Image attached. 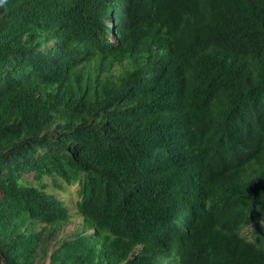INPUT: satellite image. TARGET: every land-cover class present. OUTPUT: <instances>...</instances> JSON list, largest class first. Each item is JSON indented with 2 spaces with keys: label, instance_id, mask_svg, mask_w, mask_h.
Returning a JSON list of instances; mask_svg holds the SVG:
<instances>
[{
  "label": "trees",
  "instance_id": "obj_1",
  "mask_svg": "<svg viewBox=\"0 0 264 264\" xmlns=\"http://www.w3.org/2000/svg\"><path fill=\"white\" fill-rule=\"evenodd\" d=\"M45 260L264 264V0L0 5V264Z\"/></svg>",
  "mask_w": 264,
  "mask_h": 264
},
{
  "label": "rangeland",
  "instance_id": "obj_2",
  "mask_svg": "<svg viewBox=\"0 0 264 264\" xmlns=\"http://www.w3.org/2000/svg\"><path fill=\"white\" fill-rule=\"evenodd\" d=\"M66 190L68 191V194H65L64 196L58 194L62 200H64L65 202L67 201H71L72 199L74 200V191H75V187L72 188H66ZM71 198V199H70ZM81 223L80 218L76 217V216H72L71 217V223L70 225H68L66 228H64L63 232L60 234L62 237H66L67 235H70L71 233H73L75 231V229L77 227H79ZM43 264H48L47 261H43Z\"/></svg>",
  "mask_w": 264,
  "mask_h": 264
},
{
  "label": "clouds",
  "instance_id": "obj_3",
  "mask_svg": "<svg viewBox=\"0 0 264 264\" xmlns=\"http://www.w3.org/2000/svg\"><path fill=\"white\" fill-rule=\"evenodd\" d=\"M5 3V0H0V5H3Z\"/></svg>",
  "mask_w": 264,
  "mask_h": 264
}]
</instances>
